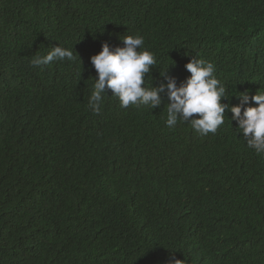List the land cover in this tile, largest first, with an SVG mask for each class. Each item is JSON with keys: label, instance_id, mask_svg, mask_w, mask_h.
I'll use <instances>...</instances> for the list:
<instances>
[{"label": "trees", "instance_id": "obj_1", "mask_svg": "<svg viewBox=\"0 0 264 264\" xmlns=\"http://www.w3.org/2000/svg\"><path fill=\"white\" fill-rule=\"evenodd\" d=\"M142 35L144 86L191 54L235 106L264 92V0H0V264H264V155L232 113L215 134L161 105H86L104 42ZM59 45L75 60L30 66ZM251 106L255 102L249 100Z\"/></svg>", "mask_w": 264, "mask_h": 264}, {"label": "clouds", "instance_id": "obj_2", "mask_svg": "<svg viewBox=\"0 0 264 264\" xmlns=\"http://www.w3.org/2000/svg\"><path fill=\"white\" fill-rule=\"evenodd\" d=\"M122 47L110 48L107 42L101 50L90 57L91 65L97 72L94 90L88 93L87 107L94 113L102 110L103 94L106 88L112 96L119 100L120 107L146 106L152 110L161 105L160 93L167 91L166 125L174 127L178 120L190 123L193 130L201 136L215 134L224 123L226 110L231 111V120L237 122V129L243 134L247 146L255 150L257 155H264V92L249 97L247 91L237 95L240 103L232 106L222 103V98L230 99L226 88L214 75V64L205 59H197L185 54L181 65L185 64L190 75L177 85L175 77L167 76L166 83L158 87L144 86L145 76L151 67L156 65L155 56L148 50L141 51L144 44L142 35H126L121 37ZM73 61L76 57L71 49L57 46L51 48L46 55H35L30 59V66L38 68L49 65L54 60ZM255 102L251 106L249 100ZM169 264H182V260L173 259Z\"/></svg>", "mask_w": 264, "mask_h": 264}]
</instances>
